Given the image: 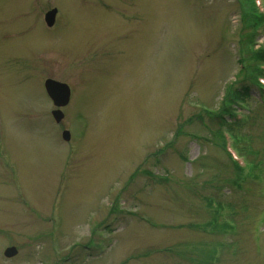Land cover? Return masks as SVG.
<instances>
[{
	"label": "rangeland",
	"instance_id": "obj_1",
	"mask_svg": "<svg viewBox=\"0 0 264 264\" xmlns=\"http://www.w3.org/2000/svg\"><path fill=\"white\" fill-rule=\"evenodd\" d=\"M254 21L251 0H0V264H264ZM235 147L262 184L233 191Z\"/></svg>",
	"mask_w": 264,
	"mask_h": 264
},
{
	"label": "water",
	"instance_id": "obj_2",
	"mask_svg": "<svg viewBox=\"0 0 264 264\" xmlns=\"http://www.w3.org/2000/svg\"><path fill=\"white\" fill-rule=\"evenodd\" d=\"M55 15L56 10H53L46 15V22L48 26L54 25ZM45 87L56 106L60 107L68 104L70 99V89L67 85L49 79L46 81ZM53 116L57 122H60L64 117L61 111H54ZM63 137L65 140H69V133L64 132ZM16 254L17 250L14 247L7 249L5 252V256L7 257H13Z\"/></svg>",
	"mask_w": 264,
	"mask_h": 264
},
{
	"label": "trees",
	"instance_id": "obj_3",
	"mask_svg": "<svg viewBox=\"0 0 264 264\" xmlns=\"http://www.w3.org/2000/svg\"><path fill=\"white\" fill-rule=\"evenodd\" d=\"M256 58H257V60H264V51L257 53ZM242 72H243V70H242ZM250 95H251L250 87L248 85H246V83H243L242 87L240 86V88L235 89V92L233 94L231 92L229 93L228 103H230V102L233 103L234 102L233 99H236V98H238L239 100L245 101V100L249 99ZM230 116H232V114H230ZM215 119L219 123L221 122L222 124H225L227 122L225 119V116L222 114L217 116Z\"/></svg>",
	"mask_w": 264,
	"mask_h": 264
}]
</instances>
